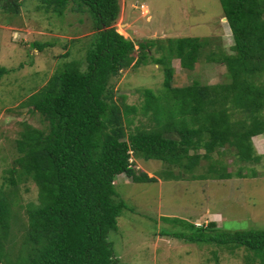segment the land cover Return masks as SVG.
Wrapping results in <instances>:
<instances>
[{
  "label": "trees",
  "instance_id": "obj_1",
  "mask_svg": "<svg viewBox=\"0 0 264 264\" xmlns=\"http://www.w3.org/2000/svg\"><path fill=\"white\" fill-rule=\"evenodd\" d=\"M42 1L58 16L70 4L87 12L94 34L86 70L78 61L67 63L23 103L40 114L45 128L25 124L9 189H0V264H119L110 234L119 231V218L130 207L116 189L117 178L159 181L139 172L137 160L162 161L169 169L167 180H185V174H191L188 180L220 181L258 176L255 170L246 171V165L231 171L222 157L231 156L230 164L262 160L254 138L264 135V0H220L234 39L232 53L223 47L206 52L207 38L159 40L162 56L152 60L164 66L163 88L158 94L144 90V113L153 111L156 125L135 131H129V115L137 110L126 104V97L117 101L112 81L123 70L147 62L157 41L137 43L118 32L120 0ZM22 6V0H0L3 13L19 14ZM44 47L36 44L40 51ZM205 54L209 62L226 66L230 81L173 87L172 60L178 58L184 69L193 70ZM7 72L0 68V83ZM203 160L208 169L195 174ZM21 181L36 184L37 202L20 204ZM18 207L25 209L26 219ZM170 221L177 225L163 229L165 235L230 251L244 249V264H264V229L226 231L216 223ZM213 254L218 261L217 251Z\"/></svg>",
  "mask_w": 264,
  "mask_h": 264
},
{
  "label": "rangeland",
  "instance_id": "obj_2",
  "mask_svg": "<svg viewBox=\"0 0 264 264\" xmlns=\"http://www.w3.org/2000/svg\"><path fill=\"white\" fill-rule=\"evenodd\" d=\"M22 1L19 14L0 12V68L8 70L0 83V189L6 186V190L10 171L21 156L17 142L25 124L45 128L40 114L32 113L23 103L41 92L67 63L78 61L86 70V55L94 34L90 14L75 11L74 4H70L64 16H58L53 10L48 11L42 0ZM120 2L122 13L115 25L118 32L137 43L157 42L146 57L147 62L123 70L112 81L116 99L120 102L126 97V104L137 110L129 115V131L142 125L152 129L156 125L154 112L144 113V90L158 94L163 88L164 66L152 60L162 56L159 40L207 38L210 45L206 52L223 47L232 53V31L220 0ZM36 44L45 47L40 51ZM206 58L207 54L193 70L184 69L180 60L174 58L173 87H186L194 81L210 85L229 82L226 66ZM254 145L257 155L262 156L257 164H230L234 160L231 156L222 157L231 171L246 165V171L258 172V176L244 179L188 180L191 174H185V180H167L169 169L165 163L137 160L135 168L139 172L159 181L134 183L127 175L117 178L116 189L130 207L119 218V231L110 234L119 264H244V249L230 251L211 244L185 242L163 234L162 230L176 227L172 219L198 226L216 223L217 228L226 231L264 229V135L255 138ZM207 169L208 161L203 160L194 173ZM174 173L180 172L174 168ZM18 187L22 206L37 202L39 190L34 182L21 181ZM23 209L17 210L26 219ZM214 251L219 255L218 261Z\"/></svg>",
  "mask_w": 264,
  "mask_h": 264
},
{
  "label": "crops",
  "instance_id": "obj_3",
  "mask_svg": "<svg viewBox=\"0 0 264 264\" xmlns=\"http://www.w3.org/2000/svg\"><path fill=\"white\" fill-rule=\"evenodd\" d=\"M261 136H263V135H261ZM261 136H257V137H255V138H257V139H258V138H260ZM255 138H254V139H255Z\"/></svg>",
  "mask_w": 264,
  "mask_h": 264
},
{
  "label": "built area",
  "instance_id": "obj_4",
  "mask_svg": "<svg viewBox=\"0 0 264 264\" xmlns=\"http://www.w3.org/2000/svg\"><path fill=\"white\" fill-rule=\"evenodd\" d=\"M133 161V160H132Z\"/></svg>",
  "mask_w": 264,
  "mask_h": 264
},
{
  "label": "water",
  "instance_id": "obj_5",
  "mask_svg": "<svg viewBox=\"0 0 264 264\" xmlns=\"http://www.w3.org/2000/svg\"><path fill=\"white\" fill-rule=\"evenodd\" d=\"M34 46V45H33Z\"/></svg>",
  "mask_w": 264,
  "mask_h": 264
}]
</instances>
